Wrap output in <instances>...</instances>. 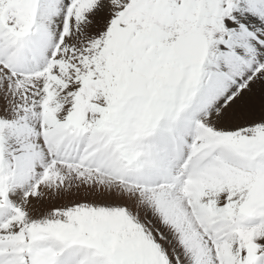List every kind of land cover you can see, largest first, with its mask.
<instances>
[{
	"label": "snow or ice",
	"instance_id": "obj_1",
	"mask_svg": "<svg viewBox=\"0 0 264 264\" xmlns=\"http://www.w3.org/2000/svg\"><path fill=\"white\" fill-rule=\"evenodd\" d=\"M0 264H264V0H0Z\"/></svg>",
	"mask_w": 264,
	"mask_h": 264
}]
</instances>
